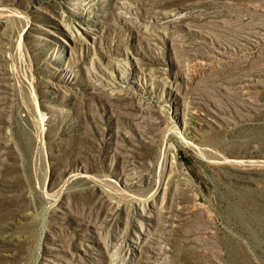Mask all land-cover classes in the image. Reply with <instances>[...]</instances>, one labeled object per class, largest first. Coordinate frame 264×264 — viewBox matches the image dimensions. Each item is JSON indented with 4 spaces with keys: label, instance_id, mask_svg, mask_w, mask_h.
Instances as JSON below:
<instances>
[{
    "label": "rangeland",
    "instance_id": "1",
    "mask_svg": "<svg viewBox=\"0 0 264 264\" xmlns=\"http://www.w3.org/2000/svg\"><path fill=\"white\" fill-rule=\"evenodd\" d=\"M0 264H264V0H0Z\"/></svg>",
    "mask_w": 264,
    "mask_h": 264
}]
</instances>
